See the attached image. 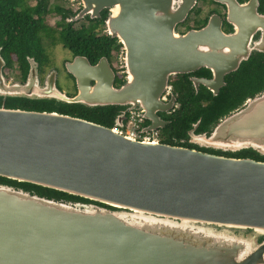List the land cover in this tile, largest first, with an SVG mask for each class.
Wrapping results in <instances>:
<instances>
[{"label": "water", "instance_id": "1", "mask_svg": "<svg viewBox=\"0 0 264 264\" xmlns=\"http://www.w3.org/2000/svg\"><path fill=\"white\" fill-rule=\"evenodd\" d=\"M79 1L72 19L108 10L104 25L123 48L126 80L113 85L104 56L95 64L75 56L65 62L76 83L69 96L56 87L54 71L39 85L33 58L24 83L7 82L0 54L3 99L125 105L149 121L143 132L163 126L156 111L167 109L160 96L170 75L207 65L214 79L205 83L221 84L218 61L237 34H223L216 17L177 33L195 0ZM248 3L264 20L258 0ZM123 114L114 125L122 127ZM194 141L264 155V92ZM0 176L113 207L0 183V264H264V161L138 140L77 116L1 105Z\"/></svg>", "mask_w": 264, "mask_h": 264}, {"label": "flooded vegetation", "instance_id": "2", "mask_svg": "<svg viewBox=\"0 0 264 264\" xmlns=\"http://www.w3.org/2000/svg\"><path fill=\"white\" fill-rule=\"evenodd\" d=\"M76 1V3L79 4L76 9L81 8V2L79 0ZM248 1L249 0H195V4L189 10L185 19L175 25V31L177 33H185L188 30H198L205 27L208 24L210 17H216L213 23L215 24L219 22V26L223 34L229 35L236 33L237 36L235 40L227 43L226 46L224 45L227 51H225L224 58L218 61V71L222 72V81L220 85H218V80H216V83H214L212 87L205 83L214 79V71L210 66L207 65H199L197 68L169 76L166 88L160 96V99L163 101V104H161L162 108L167 109L156 111V115L158 117L157 122L163 123V126L154 129L158 131L160 142L224 156H229L225 154L226 152H235L207 147L202 145L199 141H194V138L203 134L208 136L218 121L242 108L250 98L260 95L262 92H264V20L254 14ZM72 5L73 4H71V6H62L64 8H68L71 12L76 14V9L72 8ZM256 13L261 16L264 15V10L260 7V0H258ZM74 15L69 16L65 20L60 18L52 21L46 20V24L49 26V33L48 35L42 33L40 34L41 42L46 53V60L41 62L40 60L35 59L34 56L26 55V70L25 66L19 64V62L13 61L8 67L4 64L2 67V72L6 81L24 83L30 67L29 58H33L37 71V82L39 85L44 83L45 76L49 71H54L56 87L60 89L61 79L66 78L70 82V85L72 86V94H74L76 92L75 78L67 72L65 68V62L72 60L75 56L81 55L67 49L68 53L66 54V57L63 58L59 63L47 61V50L49 47L56 46L58 33L63 27L68 31H78L82 25L87 26L89 24L88 19H94L90 18L87 14L79 19H72ZM93 31L97 35L107 33L105 25L103 29L96 27ZM33 61H31L32 64H34ZM96 62L89 61L90 64H95ZM109 64L113 69L112 62H109ZM114 73V75H116V73L121 75L124 74V80L127 78L126 71H124V73H118L114 71ZM235 82L243 86L244 89L251 90L252 92L245 94L240 101L237 100L233 108L222 114L216 120V122L210 124L206 128L200 129V119H197L196 122H193L184 133H180L176 129H172V126H170L171 116L179 105L178 95L175 91L176 87L180 90H185L187 88L193 90L194 92L199 91V101L202 104H206L208 102V94L213 95V87H217V91L219 92L224 87L229 88L235 85ZM90 84L93 85L94 81L91 80ZM121 84L115 85L113 80L114 86H119ZM7 97L9 96H6L3 99L0 96V106H5L4 102ZM186 97L187 96L185 95V98ZM17 98L25 99V97L19 96ZM49 101H51L52 105L48 111L59 112L60 103H55L53 100ZM116 106L118 111L117 115L124 112L123 116H126V113L128 112L127 107L125 105ZM143 121H146L144 126L149 124V121L144 118ZM166 129L169 132L163 135L162 130ZM255 160L264 161V159ZM0 183L13 185L12 183L5 181H0ZM14 187L18 188V186Z\"/></svg>", "mask_w": 264, "mask_h": 264}, {"label": "trees", "instance_id": "3", "mask_svg": "<svg viewBox=\"0 0 264 264\" xmlns=\"http://www.w3.org/2000/svg\"><path fill=\"white\" fill-rule=\"evenodd\" d=\"M28 1L0 0V53L7 67L15 61L24 65L26 70V55L34 56L35 59L41 62L46 60V53L41 42L40 34L48 35L49 33V26L46 24L47 15L54 14L57 18L65 20L75 14L68 8H64L61 4H49L48 0H34V4H28ZM260 7L264 10V0H260ZM107 13V9H102L99 17L88 19L89 24L87 26L82 25L78 31H68L63 27L58 33L56 42L61 43L74 53L86 57L90 62H96L102 56L106 57L109 62H112L111 60L116 58L121 44L116 38L110 37L107 33L97 35L93 31L96 27H100V29L104 28V20ZM115 67L113 65L114 71L118 72ZM124 76V74L116 73L114 84H121ZM175 91L178 95L179 105L171 116L170 126L180 133H184L197 119H200L199 128H206L216 122L222 114L233 108L237 100L240 101L245 94L252 92L251 90L244 89L243 86L235 82V85L229 88H222L216 95L208 94V102L202 104L199 101V91L194 92L187 88L180 90L177 87ZM185 95L187 96L186 98ZM58 103H60V113L84 118L106 127L113 126L118 112L116 105L90 107L76 103ZM4 105L28 110L48 111L52 104L49 99L7 97ZM142 124L145 125L146 121H143ZM167 132H169L167 129L162 130L163 135L167 134ZM225 154L234 157L264 159V155L259 154L251 148H243L235 152H226ZM0 181L12 183L14 186H18V188L54 200L91 201L52 188L16 181L1 176ZM91 202L113 209V207L106 204L95 201Z\"/></svg>", "mask_w": 264, "mask_h": 264}, {"label": "built area", "instance_id": "4", "mask_svg": "<svg viewBox=\"0 0 264 264\" xmlns=\"http://www.w3.org/2000/svg\"><path fill=\"white\" fill-rule=\"evenodd\" d=\"M118 59L119 66H117L120 71L118 73H124V64H123V48L121 46L120 50L118 51V55H116ZM161 98V97H160ZM163 98V97H162ZM123 125L119 127L117 125L112 126L114 130L119 131L120 133L133 137L138 140H157L159 141V135L157 130H147L141 131L144 127L143 123V116L142 111L138 109H131L128 110L126 116L122 118Z\"/></svg>", "mask_w": 264, "mask_h": 264}, {"label": "rangeland", "instance_id": "5", "mask_svg": "<svg viewBox=\"0 0 264 264\" xmlns=\"http://www.w3.org/2000/svg\"><path fill=\"white\" fill-rule=\"evenodd\" d=\"M48 2H49V4L57 3V4L64 5V6H71V4H73L72 8H74V9H76L77 6H79V4L76 3L77 2L76 0H48ZM28 4H34V0H29ZM79 9L80 8L76 9V12H78ZM56 19H57V16L54 14H48L47 18H46L47 21H52V20H56ZM47 53H48L47 54V61L48 62L54 61L56 63H59L63 58L66 57L68 50L66 47L62 46L61 43L57 42L56 46L49 47V49L47 50ZM111 61H112V64L116 66L115 67L116 70L120 71V69L117 67V66H119L118 59L113 58ZM60 83H61V85H60L61 87L59 90H61L65 94L71 96V94L73 92H72V86L70 85V82L66 78H62ZM74 94H72V95H74Z\"/></svg>", "mask_w": 264, "mask_h": 264}, {"label": "bare ground", "instance_id": "6", "mask_svg": "<svg viewBox=\"0 0 264 264\" xmlns=\"http://www.w3.org/2000/svg\"><path fill=\"white\" fill-rule=\"evenodd\" d=\"M96 20V19H95ZM173 80V79H172ZM173 84H175V83H173Z\"/></svg>", "mask_w": 264, "mask_h": 264}]
</instances>
